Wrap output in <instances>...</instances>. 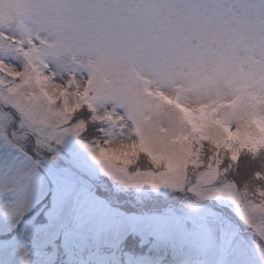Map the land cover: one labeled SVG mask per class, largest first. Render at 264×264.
I'll use <instances>...</instances> for the list:
<instances>
[{"label": "rangeland", "instance_id": "374dc122", "mask_svg": "<svg viewBox=\"0 0 264 264\" xmlns=\"http://www.w3.org/2000/svg\"><path fill=\"white\" fill-rule=\"evenodd\" d=\"M0 29V233L14 228L0 264H57L55 249H39L58 237L62 264H122L97 248L129 233L180 247L178 264H256L244 232L260 243L227 212L195 207L187 221L166 206L144 208V199L113 200L139 205L128 214L96 193L112 194L114 183L139 200L181 189L195 128L218 142L264 143V0H0ZM82 100L107 119L101 149L66 127ZM12 114L31 152L17 126L7 130ZM42 141L55 153H41ZM139 144L168 168L129 173L115 161ZM46 175L54 195L47 222L34 226L41 207L21 218L46 196ZM192 188L201 201L238 207L245 226L264 217V201L242 202L231 184ZM141 264L168 263L161 254Z\"/></svg>", "mask_w": 264, "mask_h": 264}, {"label": "trees", "instance_id": "16d2710c", "mask_svg": "<svg viewBox=\"0 0 264 264\" xmlns=\"http://www.w3.org/2000/svg\"><path fill=\"white\" fill-rule=\"evenodd\" d=\"M21 80L22 78L18 76L10 85ZM11 117L12 118L7 121V130L13 129L14 126H17L20 131L19 135H23V149L26 147V151L28 150L31 152L32 139H30L28 134H23L22 132L27 128H25L21 123L19 125L15 124L17 117L14 114H12ZM106 120L107 119L105 118L98 119V117L94 115L92 100H82L81 105L76 107L75 110L70 113L69 118L66 121V127L75 126L78 139L83 141L85 144L101 149V146L98 144V139L103 134V129L107 124ZM63 126H65V124L61 127ZM49 144H47V146H50ZM44 145V141L39 143L41 153L46 156H50L55 153V151L47 149ZM190 154L192 160L185 166L186 181L184 186L179 190H170L166 193L158 194L149 193L148 196H141L139 200L135 191H123L121 184L114 183L112 185L116 186L115 192L112 193L113 195L107 194L104 187H100L96 195L101 198L103 196V198L114 208H120L128 214H135V212H138L139 205L135 207L129 202L117 205V203L113 200L120 201L121 199L129 197L132 202L141 203L144 199L141 203L144 208L156 206L161 210L162 207L166 206L168 209L165 208V211L170 209V211L173 212L169 214L170 216L183 215L187 221L192 219V215L195 214V207H204L206 210H213V212L217 213L220 212L222 215L224 212H227L226 215H229L230 219H232L235 223L237 222L240 227H248V229L250 228L252 230L253 237L257 243H260V245H256V243L249 240L247 231L244 232L247 236L245 241L250 247V252L253 255L255 263L264 264V235H262L263 233L261 230V226L264 223V217H262L260 222H257L254 225L245 226L243 219L238 214V207L219 205V201L217 199H213L212 203L208 201H201L200 198H198V193L192 188L195 185H199L200 188L209 186L221 188L225 184H231L236 189V193L242 202L252 201L256 204L263 202L264 143L255 145L250 143H240L235 145L231 142L230 138H225L224 141L218 142L211 137L204 136L199 129L195 128L194 140L190 143ZM35 158H37L38 163L43 161V159H38V157ZM124 159V161H121L118 158H115V161H119V163L125 165V168L129 173H157L168 168L164 158L156 161L152 153H150L148 149L143 148L141 144L137 146L135 153L130 155L129 159ZM211 172L214 173V179L208 183H202V176ZM46 177L49 178L48 175H46ZM104 180L105 184L109 183L106 178ZM101 194L103 195L101 196ZM53 195L54 186L49 178L46 196L42 198V200L38 201L28 214L21 218V220L26 219L29 214L38 210V207H41L37 214L31 219V223H33L34 226H40L46 223L47 219L44 216V211L46 212L50 209ZM185 208H188L189 211H185ZM17 226L18 225H16L15 228ZM13 230L14 228L12 231ZM12 231L8 230L4 233H0V244L5 243L8 237L12 236ZM63 231L64 229H61V233ZM66 235L67 234H64V237H66ZM63 241L64 240L58 237L53 243L40 247L39 251L50 252L52 249H55L57 252V256L55 258L56 263L62 264L64 263L62 258L67 257V251L64 249L65 247ZM18 243L25 245V249L27 251H31L34 247L32 242L30 243L19 240ZM97 250L102 254L113 253L117 255L122 264H127L129 259H131L133 263H139L148 258L154 259L161 254H165L168 264H178L182 253L180 247L174 249L168 243L156 241L151 236L143 237L139 233H129L115 246L102 245L98 246Z\"/></svg>", "mask_w": 264, "mask_h": 264}]
</instances>
